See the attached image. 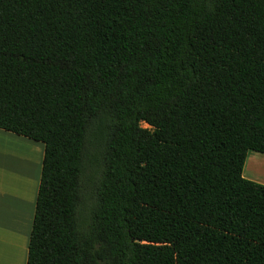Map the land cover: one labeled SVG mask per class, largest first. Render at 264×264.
<instances>
[{
  "label": "trees",
  "instance_id": "trees-1",
  "mask_svg": "<svg viewBox=\"0 0 264 264\" xmlns=\"http://www.w3.org/2000/svg\"><path fill=\"white\" fill-rule=\"evenodd\" d=\"M0 130L45 146L27 264H264V0H0Z\"/></svg>",
  "mask_w": 264,
  "mask_h": 264
},
{
  "label": "crops",
  "instance_id": "crops-1",
  "mask_svg": "<svg viewBox=\"0 0 264 264\" xmlns=\"http://www.w3.org/2000/svg\"><path fill=\"white\" fill-rule=\"evenodd\" d=\"M18 146L19 155L32 154L23 157L21 176ZM44 153L42 143L0 130V264H27Z\"/></svg>",
  "mask_w": 264,
  "mask_h": 264
},
{
  "label": "rangeland",
  "instance_id": "rangeland-1",
  "mask_svg": "<svg viewBox=\"0 0 264 264\" xmlns=\"http://www.w3.org/2000/svg\"><path fill=\"white\" fill-rule=\"evenodd\" d=\"M142 127L149 129L150 127L142 124ZM18 155L19 150L23 151L24 149L17 147ZM28 151V152H27ZM27 156H25V155ZM23 157H32V154L29 150H25L21 155L17 156V172L18 176H21L20 170L23 169V166H26ZM103 158L101 156V151L97 153L96 150H93L91 147L88 150L87 156L85 158L84 172L82 176V203H81V214L84 219L87 220L91 211L94 209L97 202V193L99 181L101 179ZM258 175L260 177H254ZM253 176V177H252ZM244 177L252 182L264 185V155L258 154L255 152H249L246 165L244 168ZM19 187V186H18ZM17 187V188H18Z\"/></svg>",
  "mask_w": 264,
  "mask_h": 264
},
{
  "label": "bare ground",
  "instance_id": "bare-ground-1",
  "mask_svg": "<svg viewBox=\"0 0 264 264\" xmlns=\"http://www.w3.org/2000/svg\"><path fill=\"white\" fill-rule=\"evenodd\" d=\"M252 177H253V176H252ZM254 177H255V178L257 177V179H259V178H260V177H258V175H255V174H254ZM263 179H264V177H263Z\"/></svg>",
  "mask_w": 264,
  "mask_h": 264
}]
</instances>
